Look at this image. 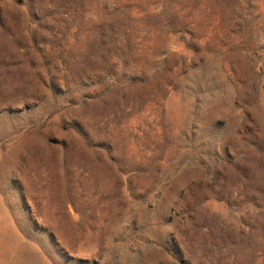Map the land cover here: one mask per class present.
<instances>
[{
    "label": "rangeland",
    "instance_id": "1",
    "mask_svg": "<svg viewBox=\"0 0 264 264\" xmlns=\"http://www.w3.org/2000/svg\"><path fill=\"white\" fill-rule=\"evenodd\" d=\"M217 1L0 0V264H252L264 0Z\"/></svg>",
    "mask_w": 264,
    "mask_h": 264
},
{
    "label": "trees",
    "instance_id": "2",
    "mask_svg": "<svg viewBox=\"0 0 264 264\" xmlns=\"http://www.w3.org/2000/svg\"><path fill=\"white\" fill-rule=\"evenodd\" d=\"M216 4L219 10V19H217L216 23L222 26L226 23L224 11L226 10L228 0H218ZM191 25L199 29L205 26L203 19L195 12L191 16ZM194 40L198 39L194 37ZM209 235L213 237L211 232ZM212 239L206 244V247L210 248L208 252L209 258L207 257L209 264H243L239 258H242L241 256L246 253H244L245 249L241 245L238 246L234 240H220L216 243L215 239ZM247 252L252 256V264H257L261 259L264 260V236L259 239L250 251L247 250Z\"/></svg>",
    "mask_w": 264,
    "mask_h": 264
}]
</instances>
